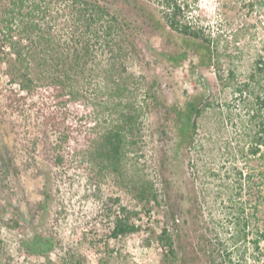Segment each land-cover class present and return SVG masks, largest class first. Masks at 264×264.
Returning <instances> with one entry per match:
<instances>
[{
	"label": "rangeland",
	"instance_id": "374dc122",
	"mask_svg": "<svg viewBox=\"0 0 264 264\" xmlns=\"http://www.w3.org/2000/svg\"><path fill=\"white\" fill-rule=\"evenodd\" d=\"M191 20L201 38L146 31L140 54L128 60L144 88L153 83L159 97L139 92L150 109L128 146L124 180L88 171L82 139L105 124L93 95L73 116L80 143L66 146L64 167L41 152L31 159L32 168L23 164L25 141L0 116V264H67L70 248L79 264H168L158 241L165 225L178 251L170 264H181L183 257L212 264V254L223 264H264V159L248 153L257 130L250 115L258 106L256 94H264V70L257 69L264 68V0H199ZM182 50L187 55L180 63L163 54ZM211 52L210 63H201V55ZM9 86L18 89L0 77V95ZM162 95L181 106L198 98L204 108L191 147L178 155L175 134L161 135ZM29 130V137L39 134L37 126ZM5 144L13 165L1 157ZM142 183L153 184L156 202L145 205L136 197L131 189ZM116 195L138 212L139 229L113 238L101 210L102 199ZM114 210L120 213L118 206ZM241 216L248 220L247 239H241ZM36 233L54 241V249L43 255L28 251L24 242Z\"/></svg>",
	"mask_w": 264,
	"mask_h": 264
},
{
	"label": "trees",
	"instance_id": "16d2710c",
	"mask_svg": "<svg viewBox=\"0 0 264 264\" xmlns=\"http://www.w3.org/2000/svg\"><path fill=\"white\" fill-rule=\"evenodd\" d=\"M198 2L0 0V77L5 75L9 85H18V89L9 86L2 90L0 116L4 120L8 118L25 142L32 132L30 128L39 129L38 135L23 143V164L32 168L33 160L41 152L57 167L66 166V146L80 143L74 132L73 116L93 95L96 109L104 114L105 124L86 132L82 139L90 162L88 171L124 180L128 146L136 141L141 130L140 119L150 109L147 99L140 100L139 92L143 89L145 97L152 100L159 97L153 83L144 88V82L129 69L128 60L140 54L146 31L160 36L179 33L201 38L202 30L191 20ZM163 54L180 63L187 50ZM211 59L212 52L201 55L203 64H209ZM257 69L264 70L261 66ZM161 101V135L175 134L173 151L178 155L191 147L198 128L197 119L204 108L198 98L187 100L184 106L170 102L165 95ZM255 103L258 106H253L250 120L256 121L257 130L251 134L248 153L264 159V94H256ZM18 119L22 124L17 123ZM21 125L25 132L19 128ZM4 149L2 159L13 165L14 158L6 144ZM131 190L145 205L157 201L151 183H142ZM114 206L119 207L120 213ZM101 212L112 223L110 237L118 238L139 229L135 222L138 212L124 205L120 195L102 199ZM171 215L176 219L172 211ZM247 225V217L241 216V239L248 238ZM158 241L165 247L164 259L170 264L172 257H178V251L175 237L166 225L158 234ZM24 246L30 252L43 255L54 249V241L36 233ZM68 254L67 264L81 263L73 248ZM211 257L212 264L224 263L214 254ZM181 264L194 263L183 257Z\"/></svg>",
	"mask_w": 264,
	"mask_h": 264
}]
</instances>
